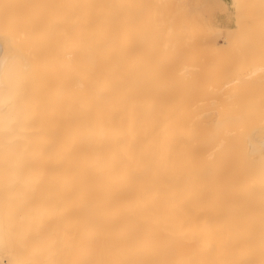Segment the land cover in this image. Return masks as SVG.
<instances>
[{
	"label": "bare ground",
	"instance_id": "6f19581e",
	"mask_svg": "<svg viewBox=\"0 0 264 264\" xmlns=\"http://www.w3.org/2000/svg\"><path fill=\"white\" fill-rule=\"evenodd\" d=\"M196 1L59 0L57 128L34 172L42 250L3 264H264V0L223 3L232 28L205 16L222 2ZM4 55L0 41V85ZM13 83L10 119L34 108Z\"/></svg>",
	"mask_w": 264,
	"mask_h": 264
},
{
	"label": "rangeland",
	"instance_id": "374dc122",
	"mask_svg": "<svg viewBox=\"0 0 264 264\" xmlns=\"http://www.w3.org/2000/svg\"><path fill=\"white\" fill-rule=\"evenodd\" d=\"M188 1H191L188 5L198 2ZM230 2L231 0H218L217 3L223 10L219 9V6L217 8L223 12L213 9L211 12L210 8L215 3L209 9L207 7V12L210 10L208 15L205 13V8L206 15L201 11L202 3L198 4L201 7L196 4L197 9L194 11H198V15L201 11V15L207 16L215 25L232 28V22L227 17V12L230 11L223 7L228 6ZM198 8H201L200 11ZM58 13L59 0H0V41L4 43L6 59L0 96L3 91L13 88V82L17 77H22L27 82L26 88H23L29 100L27 105L34 107L25 110L26 116L22 113L23 116H17L15 119L0 116V145L7 147L4 149L8 154L1 163L0 169L6 176L3 179L11 180L6 184H12L9 189L13 191L12 196H6V199L0 203L2 208L0 214L4 212L3 222L0 220V232L7 229L0 243V264H3L4 255L10 257L16 251L42 250L40 235L43 233V227L38 222L42 215L43 189H40L41 176H35L34 172L38 167L40 168L42 161L40 147L45 142V137L54 134L57 128L60 82ZM211 14L212 17H209ZM256 34L254 33L246 43L241 44V49H237L238 53L236 52L237 57L232 52L235 57H228L231 61L227 58V62L228 60L230 62L236 60L235 64H238V60L242 62L237 58L243 53L244 48L255 46ZM216 39L218 42L219 37ZM231 43H228L229 47L234 44ZM1 197H5L4 194L0 193ZM36 260L40 263L42 255ZM26 264H31V261H27Z\"/></svg>",
	"mask_w": 264,
	"mask_h": 264
}]
</instances>
